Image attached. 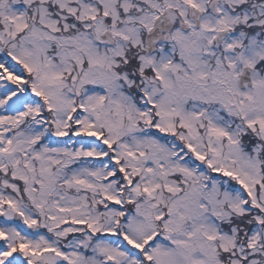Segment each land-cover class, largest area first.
<instances>
[{
	"label": "snow or ice",
	"instance_id": "snow-or-ice-1",
	"mask_svg": "<svg viewBox=\"0 0 264 264\" xmlns=\"http://www.w3.org/2000/svg\"><path fill=\"white\" fill-rule=\"evenodd\" d=\"M0 264H264V0H0Z\"/></svg>",
	"mask_w": 264,
	"mask_h": 264
}]
</instances>
